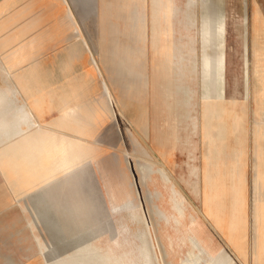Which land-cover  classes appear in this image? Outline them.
Returning <instances> with one entry per match:
<instances>
[{
    "label": "rangeland",
    "instance_id": "obj_1",
    "mask_svg": "<svg viewBox=\"0 0 264 264\" xmlns=\"http://www.w3.org/2000/svg\"><path fill=\"white\" fill-rule=\"evenodd\" d=\"M189 3L183 9L192 10L195 27L184 36L185 53L195 46L196 59L202 60L206 37L199 35L198 26L203 25L205 14L211 15L206 25L209 30L219 33V26L225 30V41L212 40L210 49L212 58L225 53L227 59V67L219 71L224 84L219 96L225 103L221 112L218 109L211 134L202 124L190 131V124L182 123L188 116H180L175 129L170 126L173 111L167 97L176 86L171 88L167 82L177 72L168 67L166 58L176 37L153 30L154 0H8L5 5L0 0V9L6 11L0 19V103L4 108L7 101L16 103L8 112L0 105L4 115L0 120L30 107L25 132L40 127L42 131L34 138L52 135L43 144L49 152L44 157L48 162L53 153L54 158L61 155L62 145L52 148L61 140L83 139L94 147L91 152L79 150L81 163L62 180H53L50 190L58 203L74 209L78 222L88 226L101 244L110 242L121 249L130 264L146 263L148 243L157 245L161 264H171L172 259L157 223L160 201L150 194L151 180L146 177L150 164L154 169L165 164L187 199L208 218L223 251L244 261L241 250L249 249L252 239L254 46H264V0ZM136 8L140 9L139 20L134 17ZM184 19L175 21L173 27L184 30ZM7 64L13 79L4 81ZM30 70H36V75L31 76ZM27 76L30 80L25 86L21 82ZM193 79L191 86L197 91L193 114L200 116L201 88L197 77ZM14 83H21L20 87ZM67 105H71V117L62 115ZM5 130L0 126V149L11 140ZM177 130L182 135L174 145ZM188 131L197 147L192 160ZM173 146L172 158L166 160ZM189 162L197 167L200 178L197 197ZM8 166L0 165V264H57L54 260L59 255L53 248L69 246V233L60 231L55 215L36 221L34 212L44 189L20 201L14 197L15 188L22 185H13Z\"/></svg>",
    "mask_w": 264,
    "mask_h": 264
},
{
    "label": "bare ground",
    "instance_id": "obj_2",
    "mask_svg": "<svg viewBox=\"0 0 264 264\" xmlns=\"http://www.w3.org/2000/svg\"><path fill=\"white\" fill-rule=\"evenodd\" d=\"M2 1L3 5H5L8 0ZM185 2L186 1H184V4H186ZM184 4L181 3V0H154L152 10L154 20L153 30L157 31L158 34L164 32L168 38L176 37V42L175 40H171L173 45L171 44V52L168 51L170 53L167 54L166 58L169 65L168 67H172L173 70L175 69L177 72L176 78L168 79L169 82H167L171 88L176 86L174 93L171 94L169 91L170 94L167 97L168 106L172 107L173 111V119H171L173 122L177 120V123L172 122L170 126L175 129L181 123L178 118L180 116H188V120L181 121L184 123V126L186 123L190 124V131L200 129V125L202 124L204 131L211 134L214 130V118L219 111L221 112L225 103L219 96L224 88L219 71L227 67V59L225 53L217 55L216 58H212L210 49L213 42L212 40L219 41V43L225 41V30L224 27L221 26H219V30L217 29L219 33L209 30L206 25L211 21V15L209 13L205 14L203 25L200 23V26H198L199 35H204L206 37L207 50H205L203 58L201 57L202 60H199V57L196 59L195 46H193L194 48L190 46L188 53H185L184 50L187 46L184 45L185 41L183 39L185 35L186 37L189 35L188 33H190L191 29H194L193 20L195 17L193 13H191L192 10L186 11L181 8ZM5 13L6 11L0 9V19L5 17ZM184 15L187 16L186 19L183 18ZM136 19L139 20L141 18L136 14L135 20ZM183 19V22L186 23L184 26L185 31L182 30V28L177 29V26L173 27L175 21L180 23ZM163 22H165V26L162 25ZM186 43L188 44V42ZM220 44H218V47ZM254 47L257 53L255 62L256 69L254 70V81L256 82V87L254 89L256 95V122H254L252 126L253 140L250 144L252 148L251 165L253 167V195L252 211L251 214H249V226L252 230V239L251 241L249 240V249L241 250L246 259L242 261L235 255V257H233L230 253L223 251V245L215 234L216 230L211 226L208 218L203 212L198 207H195L196 205H193V202L187 199L179 185L172 180V173L165 164H162L159 169H154L153 165L150 164L146 166L149 169V173L146 177L148 180H151V183H149L150 194L153 195V198H158L160 201L158 205L159 212H156V218L162 230V234L163 236L165 235L167 241L165 249L167 255L172 258L171 264H264V46L255 45ZM202 63L204 67L200 69L199 67H201L200 65ZM202 71L203 76L201 75ZM35 72L36 70H30L29 74L33 76ZM28 76L21 82L22 84H29L28 81L30 78H28ZM194 77H197L201 88V95L199 97V104L201 106L200 116L199 114L196 116L193 114L194 106L196 105L195 95L197 93L191 86V81ZM8 78L13 79L12 67L11 65L9 66V64L5 66L2 74V79L4 81L8 80ZM20 84L14 83L13 85L19 88ZM107 94L109 96L110 93L108 92ZM1 101L0 98V102ZM182 102H184V105ZM0 105L2 107L3 104L0 103ZM6 105V108H2L3 111L7 110L8 112L16 103L10 100L6 102ZM65 108L66 109L63 110V112H65L64 114H68V112L69 114L72 113L70 112L71 106L67 105ZM30 111V107L28 109L22 108L18 115L7 116L6 119L0 120V126H5V132L11 135V140L7 141L4 147L0 149V165L3 166L5 163L9 165L8 170L12 172V174H10V179L13 185L16 182H21L22 186L18 188L14 187L16 191L14 197L17 199L19 198L18 201H20V199L22 200L23 196L35 190L44 189V192L38 196V198L41 199L38 200L40 205L34 212L36 221H39L41 217L47 215H55L58 218L57 226L60 228V231L69 233L66 238V240L70 242L69 246H63L62 249L59 247L53 248L54 252H57L59 255V259L54 260V262L57 264H89L92 262L94 264H130V260L125 259L121 249L116 248L110 242L106 245L101 244L96 234L90 233L88 226L82 222H78V216L74 209H72L71 206L65 207L58 203L50 190V185L53 180H62L70 169H74L81 163L82 160L79 154L83 149L91 152L94 150V147L83 139L61 140V143H58V145H52V148L55 149L57 146L59 147L62 145V151H59L61 155H57V157L54 158L53 153L48 162L44 157L45 153L49 152L43 149V144L45 141H49L52 135H49L47 138H43L42 136L34 138L37 133L42 131L40 127L28 133L25 132L26 122L31 116ZM2 117H4V115L2 116L0 112V118ZM201 120H203L202 123ZM240 120H244V118ZM12 123L13 126L11 128L10 126ZM237 123L238 120L235 122L236 128L238 127ZM219 132L222 135L221 127ZM181 135L182 134L178 132V130L173 135L174 145ZM187 135L189 137L187 138L188 142H186L192 145L194 143L191 137L193 134H190L188 131ZM182 141L181 143H183ZM189 147V160H192L195 157L197 147L193 145ZM173 149L174 146L169 148L166 160H171ZM74 154L75 156L73 157ZM188 164L190 178H192L193 193L197 197L200 192V178L198 173H196L197 167L191 162ZM143 169L145 168L143 167ZM183 182L185 183V181ZM133 201L134 200L130 203H133ZM47 203L49 205H46ZM144 221L148 223L150 229L148 218H144ZM210 227H212L214 231H212ZM150 235L153 238L152 233ZM242 238L244 237L242 236ZM73 242H76V244H73ZM43 254L45 253L43 252ZM177 257L178 263H175ZM146 258L145 264H161L157 245L155 243L153 246L148 243V254Z\"/></svg>",
    "mask_w": 264,
    "mask_h": 264
},
{
    "label": "crops",
    "instance_id": "obj_3",
    "mask_svg": "<svg viewBox=\"0 0 264 264\" xmlns=\"http://www.w3.org/2000/svg\"><path fill=\"white\" fill-rule=\"evenodd\" d=\"M184 1H186L185 3H186V5L185 6H190V3H189V1L190 0H181V3L182 4H184ZM182 8H183V5H182ZM190 9H191V7H190ZM139 11H140V9L138 10L137 8L135 9V13H134V15L136 16V14H138L139 13ZM134 16V17H135ZM135 65H137L136 63H135ZM98 67V66H97ZM99 68V67H98ZM69 106H71V105H69ZM70 112H72V109H71V111ZM65 112H63L62 114H64ZM68 115L71 117L72 116V113L71 114H69V112H68Z\"/></svg>",
    "mask_w": 264,
    "mask_h": 264
}]
</instances>
